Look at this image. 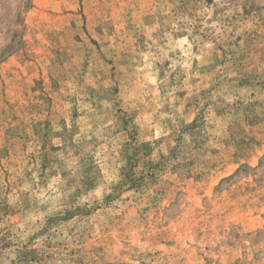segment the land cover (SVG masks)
<instances>
[{
    "label": "rangeland",
    "instance_id": "1",
    "mask_svg": "<svg viewBox=\"0 0 264 264\" xmlns=\"http://www.w3.org/2000/svg\"><path fill=\"white\" fill-rule=\"evenodd\" d=\"M0 264H264V0H0Z\"/></svg>",
    "mask_w": 264,
    "mask_h": 264
}]
</instances>
